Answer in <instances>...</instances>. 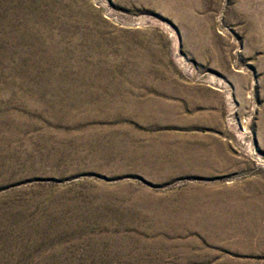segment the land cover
Instances as JSON below:
<instances>
[{
    "label": "rangeland",
    "instance_id": "obj_1",
    "mask_svg": "<svg viewBox=\"0 0 264 264\" xmlns=\"http://www.w3.org/2000/svg\"><path fill=\"white\" fill-rule=\"evenodd\" d=\"M228 198L264 225V0H0V264H264Z\"/></svg>",
    "mask_w": 264,
    "mask_h": 264
},
{
    "label": "bare ground",
    "instance_id": "obj_2",
    "mask_svg": "<svg viewBox=\"0 0 264 264\" xmlns=\"http://www.w3.org/2000/svg\"><path fill=\"white\" fill-rule=\"evenodd\" d=\"M191 162H193V161H191ZM185 163H187V161ZM235 203L240 204V207H235V208L230 209V207H229L230 203H229V198H228L227 212L226 213L228 214L229 221L234 222V223L238 222V224L240 225V229L237 232L239 234H241V236H244L245 240H251L253 237H255V238L264 237V225L260 221V213L262 211V204L260 202L254 203L252 201L242 202V203H241V201H235ZM209 207H210V205H209V201L207 199L205 200L204 198H198L196 200V202L190 203V205L187 207L186 210H182L180 212V215H178V217L186 218L188 221L190 220V224L192 226H198V227H202V228L205 227L206 229L214 230L213 229L214 225L212 224V221H213L212 217L213 216L211 215ZM217 212H218V210H217ZM214 232H213L214 233L213 235H216V234L225 235L226 234L224 227H220L218 230H216Z\"/></svg>",
    "mask_w": 264,
    "mask_h": 264
}]
</instances>
